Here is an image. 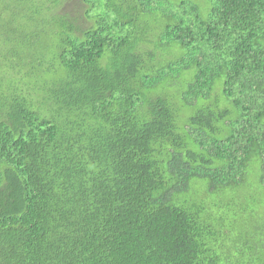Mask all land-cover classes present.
Wrapping results in <instances>:
<instances>
[{
  "label": "trees",
  "instance_id": "trees-1",
  "mask_svg": "<svg viewBox=\"0 0 264 264\" xmlns=\"http://www.w3.org/2000/svg\"><path fill=\"white\" fill-rule=\"evenodd\" d=\"M0 264H264V0H0Z\"/></svg>",
  "mask_w": 264,
  "mask_h": 264
}]
</instances>
